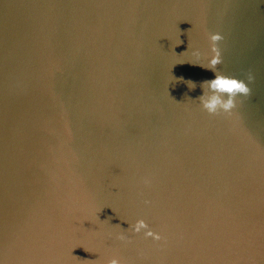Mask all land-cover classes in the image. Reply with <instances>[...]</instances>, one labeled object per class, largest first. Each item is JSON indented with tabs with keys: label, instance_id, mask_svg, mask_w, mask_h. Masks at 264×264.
<instances>
[{
	"label": "water",
	"instance_id": "95a60500",
	"mask_svg": "<svg viewBox=\"0 0 264 264\" xmlns=\"http://www.w3.org/2000/svg\"><path fill=\"white\" fill-rule=\"evenodd\" d=\"M114 259L264 264V0H0V264Z\"/></svg>",
	"mask_w": 264,
	"mask_h": 264
},
{
	"label": "clouds",
	"instance_id": "9594fccd",
	"mask_svg": "<svg viewBox=\"0 0 264 264\" xmlns=\"http://www.w3.org/2000/svg\"><path fill=\"white\" fill-rule=\"evenodd\" d=\"M215 50L216 43L221 39L218 34H213L209 37ZM198 54V52H197ZM220 63L219 57L210 60L208 69L212 70L214 78L202 82L203 94L198 97L202 106L209 114H218L220 111L227 112L234 107V96L240 93H248L249 88L242 80L231 78L225 75L218 74L215 70V65ZM179 79H183L180 77ZM194 89V88H193ZM145 184H150L149 179L144 180ZM145 203H150L145 201ZM130 229L136 233L144 232L145 236L153 237L160 240L159 234L153 233L148 224L144 220H138L135 224L130 225ZM118 239L124 240L125 237L120 235ZM110 264H119L117 260H112Z\"/></svg>",
	"mask_w": 264,
	"mask_h": 264
}]
</instances>
